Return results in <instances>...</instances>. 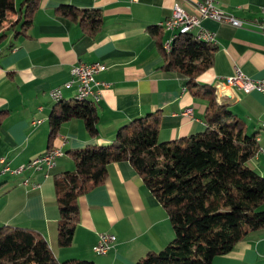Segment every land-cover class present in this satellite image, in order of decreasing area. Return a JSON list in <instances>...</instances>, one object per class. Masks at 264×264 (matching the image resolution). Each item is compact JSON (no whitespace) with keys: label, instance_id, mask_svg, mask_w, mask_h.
Listing matches in <instances>:
<instances>
[{"label":"crops","instance_id":"crops-1","mask_svg":"<svg viewBox=\"0 0 264 264\" xmlns=\"http://www.w3.org/2000/svg\"><path fill=\"white\" fill-rule=\"evenodd\" d=\"M196 1L40 0L27 32L18 37L9 32L0 41V111L6 112L0 124V158L15 168L46 153L49 146L64 152L48 173L24 170L0 174V227L36 231L59 261L85 259L95 264H134L172 240L165 209L132 165L121 161L108 164L105 180L79 196L80 221L73 242L61 247L54 175L74 168L70 150L110 143L119 126L151 112L160 114L161 142L205 130L206 101L191 93L183 74L161 68L162 54L148 29L168 18L174 4L194 13ZM20 3L15 0L17 8ZM62 4L99 10V29L94 34L82 30L78 21L56 11ZM217 7L244 24L234 28L202 19V27L215 36L217 50L212 65L197 81L215 88L216 102L241 119L264 149V94L221 85L236 70L255 80L264 79V36L259 27L264 0H217ZM8 19H15V14L10 13ZM161 33L164 43L168 33ZM78 62L105 66L96 75L107 84L96 103L99 133L89 136L83 122L72 119L49 142V115L57 104L50 92L58 88L63 100L75 99L76 86L66 83ZM249 163L264 175L263 153ZM104 233L113 234L116 240L106 254L97 255L92 247ZM212 264H264V229L248 233L229 253L216 256Z\"/></svg>","mask_w":264,"mask_h":264},{"label":"trees","instance_id":"trees-1","mask_svg":"<svg viewBox=\"0 0 264 264\" xmlns=\"http://www.w3.org/2000/svg\"><path fill=\"white\" fill-rule=\"evenodd\" d=\"M39 3L22 0L17 8L15 0H0V41L9 32L14 37L24 35ZM56 11L78 21L80 28L91 34L102 21L100 11L94 8L62 4ZM10 13L15 19H8ZM148 29L157 39L161 68L183 74L191 93L206 101V128L161 142L160 114L155 111L119 126L110 143L70 150L74 168L54 175L58 244L68 247L73 242L80 221L79 196L105 180L108 164L128 161L165 209L173 229V238L164 248L147 253L134 264H212L216 256L229 253L248 233L264 229V175L249 163L261 145L241 119L216 102L215 88L197 81L212 65L217 45L185 33L178 34L166 50L160 41V28ZM56 103L49 115V142L72 119L81 120L89 136L98 135L96 103L78 99ZM5 113L0 111V124ZM0 264L95 263L85 259L59 261L36 231L2 225Z\"/></svg>","mask_w":264,"mask_h":264},{"label":"built area","instance_id":"built-area-1","mask_svg":"<svg viewBox=\"0 0 264 264\" xmlns=\"http://www.w3.org/2000/svg\"><path fill=\"white\" fill-rule=\"evenodd\" d=\"M194 13L186 11L178 4H174L171 15L158 23L162 31L168 33V37L163 43V47L169 50L172 46V40L178 34L193 33L197 38L215 43V36L213 33L204 29L201 25L202 19H211L219 24H228L234 28H242L244 21L223 12L217 7V0H198L194 3ZM262 17L260 22V30L264 36V8L261 9ZM105 66L100 62H78L70 71V79L66 86H76L75 99L90 100L97 103L101 99V90L107 84L96 79V75L103 71ZM224 88L238 89L246 93L251 91H258L264 94V79L255 80L244 74L239 70L232 76H228L221 84ZM50 97L54 101L62 99L60 89L55 88L51 90ZM190 114V110H187ZM39 121L34 120L37 124ZM258 153L264 154V149L261 148ZM64 156V152L59 147H52L46 153L39 155L29 162L11 168L4 158H0V174L10 173L18 174L24 170H33L43 173H48L57 162V159ZM25 184L29 180H24ZM34 187H38L37 184ZM116 237L113 234H100L97 243L92 247V250L97 255L106 254L115 242Z\"/></svg>","mask_w":264,"mask_h":264},{"label":"rangeland","instance_id":"rangeland-1","mask_svg":"<svg viewBox=\"0 0 264 264\" xmlns=\"http://www.w3.org/2000/svg\"><path fill=\"white\" fill-rule=\"evenodd\" d=\"M22 1V0H19V2Z\"/></svg>","mask_w":264,"mask_h":264}]
</instances>
